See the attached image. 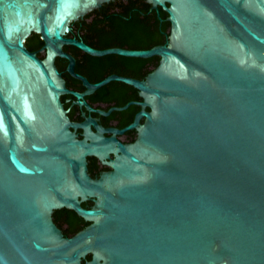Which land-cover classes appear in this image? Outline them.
I'll return each mask as SVG.
<instances>
[{
	"label": "water",
	"instance_id": "1",
	"mask_svg": "<svg viewBox=\"0 0 264 264\" xmlns=\"http://www.w3.org/2000/svg\"><path fill=\"white\" fill-rule=\"evenodd\" d=\"M112 1L0 0V264H264V0H146L170 22L167 43L149 50L67 36ZM32 34L40 51L26 47ZM66 46L160 61L143 82L91 85ZM58 58L89 111L84 96L112 80L140 92L135 143L71 122ZM89 158L111 170L93 178ZM62 209L88 225L65 237Z\"/></svg>",
	"mask_w": 264,
	"mask_h": 264
},
{
	"label": "flooded vegetation",
	"instance_id": "2",
	"mask_svg": "<svg viewBox=\"0 0 264 264\" xmlns=\"http://www.w3.org/2000/svg\"><path fill=\"white\" fill-rule=\"evenodd\" d=\"M103 6L95 11L102 10ZM88 15L71 24L72 31L70 38L81 40L89 47H92L98 51H104L112 48H121L132 51L149 50L144 48L117 46L111 41H104V39H100L101 37L89 34L87 29L90 26V23L94 22V20L97 18H102V16L92 15L88 17ZM78 22L82 27L79 33L75 29L77 26L75 23ZM66 47H68L70 50L68 53L76 59L75 72L86 78L91 85L102 83L111 76L129 78L143 82L152 72L150 67L151 58H128L115 54H112L114 56L106 55L102 57H94L74 46ZM40 49L36 51H40ZM38 56L43 58L44 53L40 52L38 53ZM62 60L66 63V65L63 66L61 70L59 69L58 65H56L66 82V87L69 90V93L63 94L61 96V102L63 103L64 108L68 111V116L71 122L82 124L88 118H91L96 121L98 126L104 129L122 131L121 133L117 134L105 133L106 137L109 138L115 135L117 141L124 145L135 143L139 136V129L146 122V117H141L139 124L136 127L132 129H127V127L136 121L137 115L143 109L141 104L143 103L144 99L140 96V92L133 86H130L124 82L112 80L96 89L93 93L84 96L82 100L92 109V111H89L86 105L81 106L77 104L78 98L74 95V93H85L87 88L84 86L82 81L72 77L68 73V61L65 59ZM141 60L143 62L140 65ZM128 104L130 105L126 109L122 110V108ZM146 111L150 112V108L146 107ZM91 129L93 132H97L93 125H91ZM76 132L79 135V138L82 139L84 130L78 128ZM91 161H94V164ZM91 161L88 164V168L91 170L89 173L93 178H99L103 172H108L111 170L109 166L104 165L97 158ZM93 205L94 202L92 200H89L83 204V206L87 208H90Z\"/></svg>",
	"mask_w": 264,
	"mask_h": 264
},
{
	"label": "trees",
	"instance_id": "3",
	"mask_svg": "<svg viewBox=\"0 0 264 264\" xmlns=\"http://www.w3.org/2000/svg\"><path fill=\"white\" fill-rule=\"evenodd\" d=\"M150 7L146 0L112 1L110 4L104 5L102 10L94 11L88 15V17L101 15L102 18H97L90 23L87 32L121 47L151 49L158 45H164L167 43L170 34V22L167 21L168 14L161 9L162 21H160L156 11H150ZM75 24L77 25L75 29L79 33L82 29L81 24L79 22ZM67 36L70 37L71 33ZM43 45L44 42L38 34H32L26 42V47L30 51H36ZM64 50L70 52L68 47H64ZM159 61V57L150 59L151 71L158 67ZM142 62L141 60L140 65ZM56 64L60 70L66 65L60 58L57 59ZM94 159L89 158V163ZM91 162L94 164V161ZM54 222L62 229L65 237H72L88 225L74 211L67 209L56 211ZM87 259L90 260L91 256H88ZM83 263L86 264L85 261Z\"/></svg>",
	"mask_w": 264,
	"mask_h": 264
}]
</instances>
